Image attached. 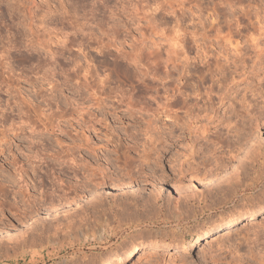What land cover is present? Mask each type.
Returning <instances> with one entry per match:
<instances>
[{"label":"rangeland","instance_id":"374dc122","mask_svg":"<svg viewBox=\"0 0 264 264\" xmlns=\"http://www.w3.org/2000/svg\"><path fill=\"white\" fill-rule=\"evenodd\" d=\"M123 1L137 5V37L155 48L153 52H161L155 56H161L162 62L155 57L151 59L155 63H144L141 73L150 63L152 69L143 79L140 72L127 68H131L128 56L136 54L143 58L141 62L147 61L145 51L136 53L140 43L130 39L123 61L99 56L95 44L85 58H77V48L72 49L71 61L77 60L75 65L84 70L88 66L92 72L94 68V77L82 69L78 74L69 72L75 68L68 60H61V67L69 70L56 72L58 76L46 71L37 76L32 69L35 60L20 62L23 57L19 53L8 61L14 65L15 76L8 89L18 100L14 101L19 110L11 114L16 104L8 114L0 110V231L4 233L0 264H86L89 256L100 254L107 255L111 264H196L197 260L205 264H264V210L247 218H214L264 194V116L256 118L258 108H264V43L259 40L264 0H175L185 1V7L175 3L172 15L165 6L160 12L150 10L159 0ZM213 3H218L216 15L211 11ZM90 5L87 0L79 8L66 3V8L74 20L81 19ZM52 8L41 0H0V46L11 40L13 33L25 32L30 18L45 47L56 51L59 35L48 28L53 27L59 12ZM128 10L122 15L126 22ZM178 30L180 47L172 48L168 41L177 39ZM252 36L257 37L255 44ZM174 49L187 60L178 58L180 71L170 78L166 74L169 64L163 62ZM109 51L116 52L113 47ZM114 65L124 67L127 79H118L116 86L104 84L109 90L100 94L102 103L97 101L99 92L90 98L89 87L96 91L103 74ZM82 76H87L89 90L81 87L78 93L75 86L84 84ZM51 79L59 86L62 83V89L49 91ZM178 89L191 99H202L207 110L202 108L194 124L176 133L180 137L165 142L156 155L154 151L160 149H153V142L158 144L156 132L165 124L171 126L173 112L183 116L182 106L173 105L174 95L180 96ZM83 90L86 93L82 94ZM6 97L0 95V107L12 101ZM21 98L29 102L21 105ZM167 104L164 111L162 106ZM244 105L252 111L251 116L245 115ZM1 113L11 116L4 120ZM150 121L157 130L149 128V133L146 125ZM169 129L165 127L166 132ZM256 150L262 154L257 159ZM118 175L135 183L130 193L101 197L97 201L103 204L96 210L52 214L29 235L9 229L8 225L23 223L30 215L90 192L100 183L108 184ZM162 177L173 182L160 195L149 187L134 188L136 183L148 185ZM204 220L210 222L205 230L194 233Z\"/></svg>","mask_w":264,"mask_h":264},{"label":"bare ground","instance_id":"6f19581e","mask_svg":"<svg viewBox=\"0 0 264 264\" xmlns=\"http://www.w3.org/2000/svg\"><path fill=\"white\" fill-rule=\"evenodd\" d=\"M41 1H42L43 4H45L48 7H53L55 9L58 8L59 17H58V19L56 18L57 20L54 23L53 27L52 26L50 27L49 26L50 24L48 25L49 26L48 29H49V31L50 30L53 31L51 34L54 33L53 35H57V34L59 35V38H60V41L58 43L59 47H58V49L56 51L53 50L52 48H46L45 47L46 44L44 45L43 42H42L43 38L40 35L38 36V34H37L38 30H36V29H38V28L36 27V29H35V27H34L35 30L33 29V24L31 22L30 18H29V21L27 23H25V25H24V26H26L25 27L26 28L25 32L21 33L20 31H17V32L14 31V32H16V33H13L14 36L11 34L13 36V38L11 40H8V42L6 44L0 46V86L1 85L4 86L3 89H0V93H1V91H3V93H5L7 95L6 98L9 97L10 99H12V101H10V99H9L10 103L5 101L6 103H8L6 105L4 104L5 102L3 101L4 102L3 103V107L5 106L4 107L5 110H3V107H0V110L3 111V112H6L7 110H10L11 106L15 105L16 102L18 101V100L16 101L14 99V96H12L13 92L12 93L9 92V90L11 91V89H8L11 86L10 84L13 82V80H12L13 77H15V76H13L14 75V70H13V66L14 65L11 66L12 63L9 62L11 64L10 65L8 63V61L10 60V58H11V60H13V56H14L15 53H19L18 56H21V58L22 57L26 58V59L22 58V60H19L20 62L23 61V60L26 62V60H29V59H31V60L34 59L35 60L36 64L32 63V64H34L33 65L34 68H32V69L34 71L35 70L37 71L35 73L37 76H38V74H40L39 73L40 71H42V72L46 71L47 73L51 72L52 74H54V73L56 74V72H58V71H64L65 72L66 70H69V69H67L68 66L66 68H64L65 70L63 69V67H61L62 66L61 60H64V61L68 60L69 62L74 64L73 66L72 65H70V66L73 67L72 69L75 68V70H72V71L69 70V72H71L73 74H78L81 71L82 68L81 67L78 68L75 65V64H78V62H76L77 61L76 59L78 57L85 58V56L91 55L90 54L91 53L90 49H92L91 45H93V44H95V46L97 45V49L96 50H97V54L99 56H102V57L114 56V60L115 61H117L119 59H121L123 61V59H126V57L124 58V54L126 52L124 48H125L126 42L129 39H130L131 42H134V41L136 42V40H137V42L140 43L139 46H141L142 43H143V45L148 48L147 52L145 51V54L147 55L148 63H149V61H151V59H154L155 57H159V56H155L157 52L156 53L153 52V51H156L155 48L152 50L150 48L151 45L148 47L147 45H145L144 39H139L140 37L139 38L137 37L136 33L140 32V25H139L140 22H139V18H137L138 9L136 7L137 5L133 4L131 1L125 3V1H123V0H114V4H111L112 5L111 6L110 5V1H112V0H101L103 2H101V1L100 2L99 1L96 2V1H93V0H88L89 2H91V5H90L91 8L88 11H85V13L81 17V19L75 18L74 20L72 19L74 15L72 16V15L69 14V11L66 8L67 7L66 3H65V5H64V3H62V2H64L63 0H59V3L57 2V0H41ZM85 1H87V0H85ZM54 3L55 4L58 3V5L52 6V4H54ZM175 3H177V6L179 7V6H181V4H184L185 1L176 2L175 0H166V6L165 7H167V8H165L164 10H166V11L169 10L170 12L175 13V10L173 9L174 8L173 5ZM209 8H211V7H209ZM127 9H129L128 10L129 11V16L127 17V18H129L128 22L123 20V16H122L126 12ZM218 9H219L218 3H213L212 10H211L213 12L212 14L216 15L217 12H218ZM30 10L31 9H29V12H31ZM76 15H78V14H76ZM40 25L41 24H39V26ZM42 25L40 27H43ZM154 25H155V23H154ZM177 25H179V24H177ZM151 28L154 30L153 25H152ZM178 29H179V27H178ZM161 31H163V30H161ZM55 32L57 34H55ZM140 34H142V33H140ZM142 36L143 35H141V38H142ZM39 37H41L42 39H40ZM132 44L136 45L135 43H132ZM139 46H137L136 53L138 51H139L138 53H140V51L142 53V48L139 47ZM110 47L111 48L113 47L116 50V52L115 53L110 52L109 51ZM22 48L23 49H27V50L22 51ZM73 48L74 49L77 48V50H78V52H75L76 53L75 55H77V58L73 57L76 61H71V59H70V57L72 55H74V53H73L74 51L72 50ZM93 48H94V45H93ZM157 51H158V49H157ZM174 51H175V49H174ZM160 53H157V55L160 54ZM170 53H172V54H167V56L164 59L165 61L163 62L165 64L164 66H166V64H169L170 70L168 71V73L166 72L168 77H170V76L172 77L175 74L178 75V73L180 71L179 68H178V65H177V62L179 60L178 58H182L184 60H187L185 58V56L184 57L182 56L183 54H178L176 51L175 52H171L170 51ZM125 55H127V54H125ZM139 55H141V54H139ZM142 55H144V54H142ZM137 57L138 56H136V54H134L132 57L128 56V60H129L128 63L129 64H127V63L126 64L130 65L131 68L127 67V66H125V67H127V68H129V69H131L133 71L136 70L138 72H140V70L142 69L141 72H143V68L139 69L138 65L136 63H134V61H136ZM159 58L158 59L156 58L158 60L157 62H159V60H161V58L160 59ZM122 61H119V63L120 62L122 63ZM25 62H23V63H25ZM131 62H132V64H130ZM153 62L154 61H151V63H153ZM161 62H162V60H161ZM151 63L148 64L147 70L152 67V66L149 67L151 65ZM70 66H69V68H70ZM89 69L90 68L87 66L85 68V70L82 69V71L84 70V74L87 73V75L92 74V72L95 73L94 72V68H93L92 72H91L92 68L90 70ZM137 69H139V70H137ZM147 70H145L146 72L143 73L144 75H147L146 74ZM138 72H136V73H138ZM141 72L138 73V74H141ZM148 72H149V70H148ZM15 74H16V72H15ZM58 75H59V73H58ZM61 75H60V77H61ZM18 76H20V75H18ZM48 76H50V75H48ZM53 76H55V75H53ZM67 76H69V74ZM75 76H77V75H75ZM22 77H24V76L22 75ZM52 77H49V78H52ZM66 77H64L63 83H65V81H67V80H65ZM93 77H94V75H93ZM34 78H35V75H34ZM43 78H45V77H43ZM68 78L70 80V77H68ZM52 80L53 79H51V83H53V84L50 85L52 88L49 87L50 88L49 91L55 92L56 88H61L62 83L59 86V84H58L59 82L58 81L56 82L55 80L54 81H52ZM82 80L83 81H81V82H83L84 84L81 85V86H75L76 87V91H79L82 88L85 90V88H87V86H88L87 76H84L82 78ZM35 81H38V79L35 80ZM39 83H41V82H39ZM65 84H64V87H65ZM76 84H77V82H76ZM76 84H74V85H76ZM98 84L103 85V86H100V85L96 86V91H95L94 89H92L93 86L91 85V88L89 87V89H90V91H93V92L89 91V93H87V95L92 93V95H89V96H92L90 98H95L97 96V93L99 92V94L97 96V101L99 102L101 100L100 99V94H102V92L103 93L106 92L107 90H109V88L108 87L106 88V85L104 86V84L101 83V80L99 81ZM57 86H59V87H57ZM67 86H68V84H67ZM5 87H6V90H5ZM67 88H70V87L68 86ZM59 90L57 92H59ZM84 90H83V92L81 91L82 94L86 93V92H84ZM76 91H74V92H76ZM94 91H95V93H94ZM177 91L180 94V96L176 97L174 95V98H175L173 100L174 104L173 103L172 104L173 105H181L182 106V110L181 111H182L183 116L178 117L177 116V112H173L174 114L171 116L172 117V120H171L172 122L170 124L171 126L169 125L170 127H168V125L165 124V126H163L162 128H159V131L156 132V136H157V134L159 135L158 137H156L155 133H153L154 136H155V139H156L154 141L158 142V144L156 143L157 145L153 142V145H155V148H153V149L155 150L156 148H158V149L160 148L159 150L156 149V151H154L156 155L161 153L159 151L161 150V148H164L165 142L170 141L171 143H173L174 141H176V139L178 137H180L179 136L180 134L176 135V133H178L179 131L180 132H182V131L184 132V127L185 128L186 127L189 128L190 124L193 123L194 120L197 119L199 114L202 112L201 109L204 108L203 106L207 105V103L201 105L202 99H196V98L191 99V96L184 95V93L182 91H180L179 89ZM36 92H35V94H36ZM3 93H1L0 95L2 96ZM78 93H80V91ZM56 94H58V93H56ZM79 95L80 94H78L77 96H79ZM15 98H16V96H15ZM38 98L41 99V101L38 102L39 103L38 105H40L42 103V95L41 96L39 95ZM21 99H22V101L21 102L19 101V103H21V105L24 104V101H25V103L29 102V101H27V100H25L23 98H21ZM207 101L210 103V101H212V97L209 96L207 98ZM0 102H1V100H0ZM100 102L102 103V100ZM169 104H167L166 106L163 105L162 109H164V111H166V107ZM242 107L244 108V113H245V115H247V117H249V115L250 116L252 115L251 114L252 111L251 112L249 111L250 109L247 107V105L246 106L244 105ZM258 109H260L259 111L257 110V113H259V114L255 113V115L257 114L258 116H256V118L260 119V118H262L261 116H264V108L261 107V108H258ZM18 110H19V108H18V105H17L15 107V110L11 109L10 112L12 114L14 111H18ZM204 110H207V109L204 108ZM1 114L4 117V120L6 119L7 116L9 117V115H10L9 114V115L6 116L4 113H1ZM16 114H18V112H16ZM16 116L19 117L18 115H16ZM254 121L257 122L256 120H254ZM152 124H153V127H152ZM154 125H155V123H151V121L148 122L147 125H146L147 126L146 128H148L147 130L149 131V128H152L153 131H156L157 128ZM165 127H166V129L170 128L168 132H166ZM150 132H151V130L149 131V133ZM150 138H154V137H152V135H151ZM147 139L148 138H146V140ZM160 140L162 142H160ZM167 150H166V152H167ZM253 150H252V152H253ZM163 152H165V151H163ZM254 153L253 154L255 155L256 159L259 156L262 155L260 151H257V152H254ZM114 177H117V178L113 179ZM118 177H120V175L113 176V177H111L113 180L111 179L112 181H110V183H108V184L100 183V185L98 184L96 186V188L94 190L90 191V192H84V193H80L77 196L75 195L73 197H69L65 201H62L60 203H55V205H51V207H49L48 209H45L42 212L40 211V213H37V215L36 214L33 215V216L30 215V217L26 218L23 223L21 222L18 225H8L9 229L16 230V232L19 233L20 235L21 234L25 235L26 233H28V235H29L30 232L32 234V231L35 229V226L41 224L44 220L48 219L52 214H55V213H58V214L59 213H66L67 215H71V214H69V212L74 211V210L79 211V213L80 212H87L89 209L90 210L91 209H95L100 204H101L100 206H102V204H103L102 200H101V202L97 201V199H101V197L102 198L103 197L107 198V195L109 196V195H113L114 194V196H115L117 193H120V194L130 193L129 192V190H130L129 188H131L133 186V184H135V183L132 182L130 179H119ZM150 182L147 183L148 185H140V183H136L138 185H136L134 188H136V187L139 188V187H142V186L149 187L151 189L150 191H152L153 194L160 195L159 192H161L162 189H164L169 183H171L173 181H171L168 177H162L158 181H150ZM95 201H97L99 204H96ZM93 203H95V204H93ZM83 207H85V209ZM82 208H83V210H79V209H82ZM261 210H264V194L261 197H259V198L251 199L249 201V203L248 202L247 203H243L242 202L240 204L234 205V206L228 208L227 210H225L224 212L218 214L214 218L216 220H219V221L232 220V219H234L236 217L237 218H240V217L247 218V217H251L252 215L253 216L257 215L258 212L261 211ZM70 222H72V221H70ZM209 223L210 222L208 220H204V221L200 222L198 224L197 228L195 229L194 233H200V232L204 231L206 226ZM3 234H4L3 231H0V238H1V235H3Z\"/></svg>","mask_w":264,"mask_h":264},{"label":"snow or ice","instance_id":"6c2138e0","mask_svg":"<svg viewBox=\"0 0 264 264\" xmlns=\"http://www.w3.org/2000/svg\"><path fill=\"white\" fill-rule=\"evenodd\" d=\"M66 3L70 4V7H76L79 8L81 7V5L83 3H85V0H65ZM166 6V0H159V2L155 3L154 8L150 9V10H154L156 12H160L162 10V7ZM181 7H184L183 4H181ZM172 12H169L168 15H172ZM161 36H163V33H160ZM181 35V33L179 31H177L176 33V38L175 40H171L168 41V43L171 44L172 48H179L180 44L178 43V38ZM251 41L253 44H255L257 42V37L256 36H252L250 37ZM259 40L264 43V23L261 24V35L259 37ZM139 43V42H138ZM146 43V41H145ZM27 49H23L22 51H25ZM148 49L144 46H142V51H147ZM139 55V54H137ZM143 58L141 57L140 59L134 61V63H136L139 68H143L144 67V63H148V61H144L143 63L141 62ZM125 69L122 65H114L109 67L108 72L103 74V78L101 80L102 84H111L112 86H116V82L118 79L124 80L127 79V77L125 76ZM109 73L111 75H109ZM131 73L129 72V75ZM85 75H87V73H85ZM144 74L141 73V79H143ZM205 135H207V133L205 132ZM206 260V258H205ZM86 264H111V260L109 259V257L105 254H100V255H96V256H89L86 260ZM196 264H205V261H201V260H197Z\"/></svg>","mask_w":264,"mask_h":264}]
</instances>
